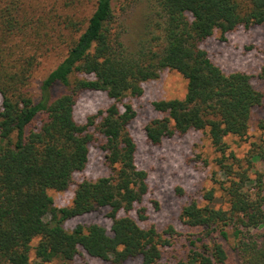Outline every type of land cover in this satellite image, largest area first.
I'll return each instance as SVG.
<instances>
[{
	"label": "trees",
	"instance_id": "1",
	"mask_svg": "<svg viewBox=\"0 0 264 264\" xmlns=\"http://www.w3.org/2000/svg\"><path fill=\"white\" fill-rule=\"evenodd\" d=\"M131 3L135 0H128ZM158 20L157 34L146 33L136 47L121 40L112 0H96L85 27L67 44L63 58L37 85L29 89L36 53L21 48L28 43L30 22L21 18L18 0H0V264H45L71 260L79 249L108 264H160L162 248L177 233L161 232L147 219L143 204L149 192L148 174L136 163V143L128 129L135 117L127 96H139L142 83L164 69L185 80L182 98L152 101L163 113L151 119L144 132L151 144L189 130L205 131L216 156L215 188L189 200L180 219L199 229L189 238V250L175 264H225L222 240L233 239L240 264H264V120L258 122L259 141L239 157L229 149L227 136L247 137L251 112L263 93L242 71L224 72L200 43L216 30L222 34L238 26L264 23V0H151ZM150 34V35H149ZM34 44V39L32 41ZM264 80V67L259 73ZM60 89V92H58ZM85 90H99L111 99L97 116L79 124L75 101ZM102 152L108 174L82 179L68 206L53 205L50 190L69 188L82 171L92 145ZM175 192L183 195L181 187ZM157 205L156 201H152ZM108 208L110 231L92 223L67 230L65 220ZM36 242L33 244V242ZM34 251L32 260L29 255Z\"/></svg>",
	"mask_w": 264,
	"mask_h": 264
},
{
	"label": "rangeland",
	"instance_id": "2",
	"mask_svg": "<svg viewBox=\"0 0 264 264\" xmlns=\"http://www.w3.org/2000/svg\"><path fill=\"white\" fill-rule=\"evenodd\" d=\"M95 3L96 0H18L17 7L21 18L30 22V36H20L28 43L22 44L21 48L26 54L38 55L28 84L33 95L37 92L39 81L63 58L71 38H76L79 34L75 28L85 27ZM112 8L116 20L114 24L121 32V40L128 49H136L138 42L149 31L158 33L155 25L158 16L151 0H135L132 3L128 0H112ZM200 46L224 72L242 71L250 75L254 88L263 93L262 103L252 109L247 137L225 138L229 149L242 157L251 149V142L259 141L261 131L257 124L264 120V80L259 75L264 67V23L248 27L240 25L224 34L216 30ZM185 87L186 80L178 72L164 69L157 79L142 83L143 91L139 96H127L119 104L121 106L123 102L129 103L135 110V117L129 123L128 129L137 146L136 163L148 174L149 192L143 203L146 206L147 219L138 220L134 211L130 215L142 227L153 224L161 232L168 226H173L177 232L171 239V244L162 248L160 264H175L176 260L184 258L190 248L189 238L199 230L182 222L180 208L192 199L201 202L203 191L212 187L215 188L216 195L220 196L218 202L223 200V192L216 181L222 178L214 161L217 154L205 131L189 130L183 135L165 137L159 144H151L145 136L144 126L151 119L163 116V113L153 108L152 101L182 98ZM75 102L74 118L79 124H84L91 115L97 116L98 120L99 111L104 110L111 99L103 91L85 90ZM88 154L85 168L74 173L73 182L68 189L61 192L49 191L53 205L68 206L76 183L82 179L94 180L108 174L102 152L95 144L90 147ZM255 167L263 170L264 164L256 162ZM176 187L183 188L184 194H176ZM153 200L157 205L152 203ZM107 213L108 208H100L69 218L64 221L63 226L71 230L77 224L86 226L96 223L109 232L111 220ZM35 242L36 240L33 244ZM222 243L227 252L225 264H240L233 248V239L222 240ZM33 255L32 250L29 257L36 260ZM45 264H108V261L91 257L83 249H79L71 260L53 259ZM124 264H139V259L134 258Z\"/></svg>",
	"mask_w": 264,
	"mask_h": 264
}]
</instances>
